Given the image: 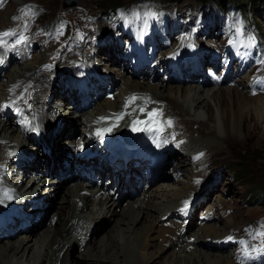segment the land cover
Listing matches in <instances>:
<instances>
[{
  "label": "rangeland",
  "instance_id": "1",
  "mask_svg": "<svg viewBox=\"0 0 264 264\" xmlns=\"http://www.w3.org/2000/svg\"><path fill=\"white\" fill-rule=\"evenodd\" d=\"M111 1H114V0H111ZM115 1L122 2L125 5L124 7L125 10L129 12L131 10H136L137 5L139 4L140 6L144 8L149 7V5H152V4H156V5L158 4L157 6L161 5L165 10H167V12L171 16V19L169 21V25L171 28L170 31L168 30L166 33L159 34L158 33L159 31L152 29V26L149 27L147 30H145L144 28H137L135 32H130L128 29L125 31L121 26H118L115 21L111 23V18L109 17L108 13L106 12L107 10L104 7L107 0H7L4 2L0 1V12L3 11L4 9L5 10L7 9V17H4V18L0 17V29H3L7 25L12 24L14 16L20 15L22 12H24V10L26 9L27 5L30 2H34V3L37 2L43 7L44 10H46V12L41 17L42 23H46V22L49 23V21L53 20V18L61 10H69V12H67L66 14L73 17L72 20L74 21L75 31L77 30V27L79 25L84 28L86 27L91 32L96 31L98 39L101 38L99 36H103L104 42L97 44L98 47L94 46V49L96 51L94 54L95 56L92 58L93 61L92 59H90V61L95 63L99 73L101 72L107 73L106 75L108 76L109 80H110L109 78L110 76L115 77V79H111V80H117V83L113 87L111 85H108L109 87L113 89L112 91L116 93L115 99L111 101L114 102L116 98H118V100L120 99L119 101H117V108L119 111L118 115H121V114L123 115L119 122L120 124L124 126H128V128H131L132 130H134L133 122L136 121L135 116L140 115L141 111L134 112L132 111V108H129L124 111L120 110L123 95L129 92L127 91L128 86L131 85L134 82V80H143V81H146V83H151V85L158 84V86L160 87L163 84L164 85L167 84L168 87L172 89L174 86L179 85L177 81L179 82L180 77L186 76L185 75L186 67H184V71L182 69L181 71H178V72L172 71V72L164 73V70L160 68L162 65H164V62L173 66V63L170 61V58H169L170 53L172 51H176L177 56L180 59H183L185 54L188 52H192L194 54H200L202 58V64L207 69V72L203 74L199 70L198 76H200V79L202 81L203 79L208 80V85L206 86V88H218L220 87V86H217L218 83H220V85L225 84L227 85V87L232 88L234 86V82L237 79L239 78L242 79V77H244V81L238 84L240 85L239 90L241 92H242V89H244L243 90L244 95H240V97L243 96V98L241 99L238 98V100L236 99L233 102L234 108L240 111L239 117L241 116L240 123H242V127L238 134L239 135L238 141L234 140L231 142H225V140H223V135L220 133L218 137H215L213 141H210L212 140L210 137V135L212 134L210 132L203 130L202 127L200 126L196 127L197 125L193 124L192 132H189V134L185 133L188 136L186 139H188L190 142H193L196 145L194 148H204V149L199 150L198 152L199 155L197 156V160L202 161L201 163H199V165L197 163L196 167L194 165L193 168L189 165L185 166L188 171H191L193 169L195 173L193 176L191 177H189V175L187 177L184 176V173L187 170L177 171V173L173 172V165L175 163L177 164L175 160L177 157L174 156L172 158V160H174V163L170 167V169L165 174L163 173L161 174V176L159 177L160 180L159 179L154 180V182L150 184L149 188H147L146 190L145 189L140 190L141 191L139 192L140 194L135 195L134 198L127 197V195L131 193V188H127L126 191L123 192L125 197L121 199L120 205L116 207L117 212H118L116 214L117 216L114 215L113 217H109L108 215L104 217L102 220L101 219L98 220L99 222H98L97 227L94 225H91V227L89 228L88 227L89 219L92 213L91 208L90 209L85 208V210L81 211L80 216H84V217L82 218L79 217V218H81L80 219L81 221H84L86 223L85 225L83 224L84 226L82 225V227H80V230L82 232L84 231L87 232L88 234L87 238H90V235L93 232L94 234L92 235V238L89 240L87 245L83 243L82 245L77 244V245L70 246L71 248L68 251L67 264H76L75 261L80 258L84 260L83 256H86L87 253H92L93 251L91 248L92 246L99 247L101 240L105 237V234H110L113 231L117 232L120 226H124V227L128 226V228L132 226L133 228L131 227L132 228L131 234L133 235L135 229H139L141 226H143L144 223L146 227L149 228L151 226L150 225L151 222L153 221L156 222L157 228L155 229L156 232L152 236L153 238H155L153 242L157 245L163 242L162 238L158 236V232H157L158 228L161 229L163 226L165 228L171 229L172 227L174 228L177 225L176 223L182 224L184 221H189L188 223L186 222L187 232L186 231L185 233L183 232V235L179 237L180 239L176 237L174 238V240L177 243L176 246L171 245L169 247L168 244L166 245L165 243H163V245L168 249L163 254L162 259H164V257L167 256V258L170 257V260H172L173 254H176L177 252H180L184 249H187V251L191 252L193 250V247L191 246L190 248V246L188 245L189 242L187 240L188 238L195 237V236L190 235L189 237L188 231L190 234L193 232H196V230L198 231L200 227L202 225L205 226V224H207V226L208 224L215 226L217 228L216 229L217 231H220L223 234H225V231H226V234H227L225 235V241L222 244V248H217V247H213L209 245H207L208 247H205L204 245L200 246V248L203 249L204 251H209L213 253L211 254V258H213V260L216 258L217 255H223V254L229 255L231 253L230 251L234 247H235V250L240 247V252H245V249H248L249 253L254 251L262 244L261 240H259L256 237V235H254L256 231V226L254 222L256 219L260 218L261 215L264 214V94H263L264 93V62H262L264 61V49L262 50L261 54H259L258 56H255V54H248L246 51H244L241 45L244 43V41L247 43V40L250 37L249 34L251 33L257 34L259 31L258 35L260 36L261 39H263V46H264V15H263V19L255 18V20L259 24L258 26L254 22V20L250 19V17H244L242 13L237 12V11H241V8L240 7L238 8V6H237L238 8L237 11H235L234 9H230L229 11H227L226 16H229V17H226V19L225 17H222L221 21H214L213 20L214 6H211V5L201 6V3L199 0H115ZM72 6L73 7L79 6L77 7L79 9L72 10ZM3 7L4 9H2ZM164 9H161L157 12L159 17H163L165 13ZM174 12L178 14L177 15L178 21H179V18H181V21H179L180 24L177 29V32H178L177 35L176 33H174V30L172 28V26H174V21H173ZM247 13L250 14V12H247ZM231 15L233 17H230ZM119 16H120V13H119ZM214 19L217 20L216 15L214 16ZM232 22L235 23V27H232ZM244 22H248L251 25V27H248L246 30H244L243 29L244 26L242 25V23ZM225 23H227L228 26H231L232 28H234V31L239 33V35L235 37L229 34L228 29H227L228 27L225 25ZM134 24L138 25V21H136ZM124 25L129 27L131 23L128 22L127 19H125ZM112 29L115 30L117 34L123 35L127 43L129 42L131 43L134 39H136L137 44H138L136 51L143 50L142 53L139 55L128 53V50H127V52L125 53V58L130 61L131 65L129 67H125L124 72L121 70V68H119L120 67L119 65L124 63V65L126 66L127 62L123 61L121 63L120 58L116 56L118 55V53L115 51H118L120 48L124 50L125 45L119 42L118 36L114 35V37L117 38L119 43L116 42V40L113 38L114 32ZM226 29L228 32V37L226 36L227 35ZM12 30L15 31L16 29L12 28ZM33 32H36V34L38 35L41 41L46 40V37H45L46 33L43 34L42 24L40 28L33 29ZM144 34L146 35L144 36L142 43H140L138 38L140 35H144ZM34 35L35 34H33L32 36ZM192 40L194 41V43L191 45ZM71 44H73V42ZM89 46L91 47V44L87 45V47ZM160 49L163 52H160ZM35 53L33 55V58L29 59L27 63L23 62L22 64L21 63H12V64L9 63L8 64V66L4 69L5 72H2L0 74V87L2 89L3 88L5 89L7 87V81L9 80L10 75H14L16 78L20 77V79L23 77L22 74L24 73V71L20 70V65L21 66H23L24 64L30 65V62L34 60L37 53L38 54L41 53L39 54L40 55L39 57L47 55V53L42 50L39 52L36 51ZM48 54H51V53H48ZM61 57L57 56L56 59L60 61ZM157 59H162L164 62L163 61L159 62L158 65L154 67V65H156L157 63ZM107 60H109V62ZM53 63L54 64L50 65L51 67L50 69L42 68L41 70V68L38 67L36 68V72L35 73L33 72L35 75L36 74L42 75L45 73L47 74L50 73L51 75L49 74L50 75L49 81H51V84L49 83V84L42 85L38 83L39 85L37 84V87H35L32 90V93L30 94L27 93L24 96H22L23 98L21 97L17 101L16 105L21 106L22 103H25L27 101V104H29V106L31 105L32 107H34V111L36 114L34 115L35 116L34 119L37 120L38 123H39L38 114L40 111V106L41 107L44 106V109H46L45 111L46 113L44 116H48L50 117V119L54 120V123L51 124L50 129L42 130L44 131L43 132L44 142L48 143L50 141L49 143L52 144V147L50 146L52 149L51 154H48L50 156L49 158H51V160L53 159L57 160L56 158L57 155H62L61 159L65 157V159L67 160V157L75 158V157H72V155L76 153V150L74 147L76 146V144L78 143L80 139H83L82 133L86 131L85 124L91 122L92 120H90V117H88V120L87 119L86 121L84 120L83 123H77V124L72 123V126L77 128L75 137L74 139H72V140H75V144L69 141L70 134L68 133L67 135L60 136L54 141L52 140V135H54L56 131H60L62 128H64L65 123H68L71 119H72L71 121H73V120L78 119V117L85 119L86 116L88 115L96 116L97 114L96 105L98 103L95 102L89 108H86L85 110L80 111L79 108H74L75 105H72L73 103L70 102L71 100H68V99H71V97L73 96L71 95V90L67 91V100L63 99L62 96H60V93L58 92H55V95H54V92H53L54 88L58 86V88L60 89V87L63 86L64 84V80L62 79V76L56 73V72H63L62 70L57 68L58 62L53 61ZM88 63H86L85 65L87 66ZM145 64L152 65L153 68L150 67V71L149 69L146 70V76L144 78L141 77L143 79L136 77L137 73L134 74L131 71L130 67L132 66L133 68L135 66L134 68H137L138 66L145 65ZM64 65L66 64L64 63ZM65 71L69 72L71 70L66 68ZM194 72L196 73L198 72V70ZM118 73L122 74V79L117 78ZM56 75H59L57 79L54 78ZM189 75L192 76V73L191 72L188 73L187 77ZM212 75L213 77H215L213 80V83H211L210 81V77ZM174 76L177 77V80H173ZM200 79L197 78V81L194 80L193 82L186 84V86L193 87V92H194V88H197V87L201 88V86L203 85L201 84ZM247 80H248V83L246 82ZM99 83H101V80H99ZM229 84H232V85L230 86ZM69 85H71V83H69ZM139 86L140 85H138V87ZM141 87H145V86H140V88ZM134 89L135 90L137 89L136 85L132 90L135 91ZM137 91L142 92V94H147V95L149 94L148 90H144V92L140 90H137ZM166 91L167 93H169L170 89H167ZM62 92L65 93V91H62ZM76 92H77V96H80L82 98V101H81V106H82L83 104L87 105L91 101L92 97H94V95H96L97 93V88L95 87L94 84H91V85L80 84L77 86ZM192 93L190 94L191 96H188L189 101L188 100L183 101L182 98H179L182 103L184 102L183 104H185L184 106L187 107V109L188 108L192 109V105L190 103V100L192 98ZM40 94L42 96L40 98V102H39L40 104L39 103L36 104V100H35L36 95L39 96ZM170 94L173 95L174 91H170ZM29 95L30 97H28ZM152 96H153L152 93H150L148 98L153 100L154 98ZM244 98L249 99L250 101ZM108 100L110 99H106L103 93L102 99L98 100L97 102L103 103ZM153 101L156 102L155 100ZM65 102H66L65 104L66 106H63V103ZM54 104H55V107H53V110H52V108H50V105H54ZM156 104L157 103L152 104V105H156ZM159 105L162 106L163 104L160 103ZM164 105H167V104L165 103ZM150 107H151V103H150ZM239 108H241L243 112ZM150 110L151 109L146 110L142 112V114L148 113V111ZM191 112L186 114V116H190L192 114ZM99 114H97V116ZM66 116L71 117L69 118L70 120H66L65 119ZM59 117L63 119V121L61 122H65L61 126L57 125V119ZM170 118L173 122L172 125L170 126V129H173V127L174 129H176V124H174V121L177 118L175 116L170 117ZM147 124L149 125L150 129H148L149 128L148 126H147L148 128L146 127ZM147 124H143V126L140 124L141 126L138 125V127H140L141 129L142 127H145L146 129H143L144 132H152V131H149L151 130L152 126L149 123ZM204 124L205 122L202 121L201 126ZM161 125H163L162 120H161ZM8 127L14 128L11 125V122L8 124ZM189 127H192V125H190ZM47 128H49V126ZM162 128L164 129V126H162ZM153 129L154 128H152V130ZM67 131L68 130L64 132H67ZM134 131L138 132L136 130ZM179 134L181 135L182 133H175L173 134V136L179 135ZM248 135H250V139L247 137ZM8 140L9 139L0 138V142H2V149H0V154L5 152V148L7 147H5L4 145H6V143L7 145H10L13 142L12 141L11 143H9ZM156 145L157 144L154 143V146L152 149L148 147L149 149H151L150 150L151 152H155ZM40 146L35 147L33 144L31 145L29 144L28 147L17 146V148H18V151L20 149L24 150L26 154H28V151L32 153L33 150L37 152V148H38L40 150L41 156H40L39 150H38V154L36 153L35 155L31 154L34 156V158L31 160L33 161L35 157L38 158L39 156V158H41L42 155L45 154V152L42 149L41 144ZM68 146H69L68 150H65V148H63V147H68ZM190 149H192L190 148V146H187V147L184 146L183 150H181L179 154L184 155V157H186V159L189 160L190 154H191ZM66 152L69 153V156H68V153ZM177 153L178 152H176L175 155ZM46 160L47 158H44L42 161V164ZM238 166L244 167L245 172L249 171L252 175L248 178H244V176L241 177L240 172L237 171ZM55 170L57 169L55 168ZM47 171L48 169L47 167H45V163H44V167H42L41 169L40 168L38 170L30 169V172L28 173L25 172V174L22 176V178H24L25 180L24 184L32 185V182L36 179L37 181L35 182V184L39 180H41V182L45 181V183L43 184L44 189H46L45 191H48L49 194L51 195L52 200L55 199L57 204H59V201L61 200L63 194H65L66 186L74 187V182L68 181L62 186L63 179H61L57 174H55V171L54 173H50L51 170H49V172ZM204 176L208 177L204 181V183H207L208 185L212 184L210 189L208 188L210 190V193L207 192L206 184L202 183L201 186L204 184L202 187H206L203 193L207 194L206 196L207 198L205 196L200 198V193L204 189L202 187L200 188L198 193L189 194V196L192 197V200L187 203V207H185L186 209L184 210H187L188 212L184 214H188L189 212H191V209L189 208L188 205L191 202H193V205L195 208L192 210L194 212L191 217L181 215L178 218L174 219L173 223H171L170 218L166 220H162V217L158 218V216H161L162 211L163 213H167L166 211L170 210L168 209V207H163L162 210L160 211L161 213L160 212L158 213V211H155V210H151L149 212L150 217H148L144 221V223L142 221V217H140L137 219L138 221L134 223L133 225H127V222H126V223H119V226H118V222H116L117 220H115L118 217V215H122L124 210H126V213L128 212L131 213L130 211L131 209L127 205H130L132 202L135 203L137 200L143 199L145 194H149L150 192L153 191L152 197L154 198V195H155V201L157 202V205L162 206V203L167 204L171 201V196L174 193L179 194V193L185 192L186 189H182L181 187H184L185 185H187L186 187H188L189 185L194 186L199 181L202 182L204 179ZM210 178L211 180H214V181H211ZM70 184L72 185L70 186ZM118 185L120 187L121 183ZM213 185L214 187H212ZM60 186L62 187V189H61V192L58 193L57 189L59 190ZM134 187L137 188V186H134ZM35 188L43 190L40 186H37ZM139 188L141 189V187ZM147 199L148 198H146V200ZM196 200H201L200 202H198L197 206H196ZM99 201H101L100 195L94 196V202H95L94 204L97 205ZM82 202L83 201L80 200L78 205L81 206L83 204ZM214 204H217V206L209 209V207ZM46 205H48L47 201H46ZM180 206L178 205V207ZM136 207H138V203L135 204V208ZM178 207L174 209L175 212L177 211ZM220 207H222V209H220ZM169 213L171 216L172 215L171 211ZM200 215L202 216L208 215L209 216V217L207 216L208 221L205 222V220H200ZM56 218H57V215H55V211H54L50 215L49 219L38 228L35 234L37 239L35 241L33 240L30 243V246H29L30 248L26 249L24 246V249H26L24 256L20 258L21 254L24 251V249L21 248L20 249L21 252L20 254H18L17 260L16 258H14L13 264H39L42 261V256L44 253V245H45V240H46L45 234L47 233L48 228H53L54 223L57 221ZM123 218L126 219V217H123ZM52 219H54L53 224H51L50 222V220ZM42 221H43V218L40 224L42 223ZM202 221H204V223H202ZM142 232L143 230L140 231V234ZM168 233L169 232H166L167 235L170 234ZM20 237L21 236H18L14 239H17V238L19 239ZM222 238L224 239V237ZM222 238H219V237L215 238L216 239L215 242L219 243ZM10 240L12 239H5L3 240V243L1 241L0 248L3 249L7 245L6 243H8ZM120 243L124 245V247L122 245V248H127L126 246L127 244L125 242L120 241ZM137 254L138 253L130 254L132 257L131 256L129 257L130 260H128L129 261L128 264H133V263L135 264V262L138 260ZM88 256L86 257V260L92 261L90 258V255ZM107 261H109L108 263L106 262L107 264H119L117 261H114L113 259H109Z\"/></svg>",
  "mask_w": 264,
  "mask_h": 264
},
{
  "label": "bare ground",
  "instance_id": "2",
  "mask_svg": "<svg viewBox=\"0 0 264 264\" xmlns=\"http://www.w3.org/2000/svg\"><path fill=\"white\" fill-rule=\"evenodd\" d=\"M2 9H4V7ZM0 17H2V18L7 17V9L6 10L4 9L3 11L0 12ZM32 35L33 34H30V33L27 34V36L29 37V43L26 46L23 45V49L29 53H32V51H34L40 47L39 37L36 35H34V36H32ZM88 52H89V50H87V49L83 50L82 49V50H76L71 54H65L63 56V58L61 57L62 59L60 61H58L56 59V62H58L57 68L60 67L61 69H64V70L66 68L71 69L72 67L69 65L71 63H73L75 60L78 61L80 58H83L84 55H86ZM39 54H41V53H39ZM39 54L37 53L34 60L32 62H30V65H26V64H24L23 66L20 65V70L24 71V73L22 74L23 80H27L28 85H31V87H30L31 90L33 88L37 87L38 83H40L42 85L49 84V83L51 84V81H49V78L51 75L50 73L47 74L44 72L45 74H42V75L41 74H36V75L34 74L36 72V68L38 67L39 64H41L42 62H45V61H50V59H49L50 55H44L42 57H39L40 56ZM56 56H57V54L54 53L53 57H56ZM14 57H15V54H13V58ZM195 57L197 58L196 55H195ZM107 61L109 62V60H107ZM64 63L66 65H64ZM39 66L41 67V65H39ZM185 69H186L185 70L186 76L180 77L179 82L177 81V83H179V85L174 86L175 88L173 87L171 89L168 87L167 84H165V85L163 84L160 87V86H158V84L151 85V83H146V81H143V80H134V82L131 84L132 86L128 84L129 86H128L127 91L135 92L136 94L134 96L140 95L142 97V99L147 100L149 103H151V101L155 100L156 101L155 103H157L156 105L159 106V108L157 107L158 109H156V110H159L162 112V108H163V110L165 111V113L168 117L175 116L177 118L174 121V124H176V130L172 132V135L175 133H182L180 135V137L184 136L187 138L188 136L185 133L189 134V132H192L193 124H194V125H197L196 127L200 126L203 128V130L210 132L212 134V135H210V137L212 139L210 141H213V139L215 137H218L219 133L223 135V140H225V142H231L234 140L238 141L239 140L238 134L241 130L242 123H240V117H241V116L239 117L240 111H238L237 109L234 108L233 102L236 99L238 100V98L239 99L243 98V96L240 97V95H244V93H243L244 89H242V92H241L239 90L240 85H238V84L242 83L244 81V77H242V79H240V78L237 79L234 82V86L232 88L227 87V85H225V84H224L225 86L223 84H221V85L219 84L220 87H218V88H206V86L208 85V80L203 79V81H202L200 79V76H198L199 70H198V72L195 73L194 71L191 72L189 67H186ZM149 71H150V69H149ZM26 72H28V74H26ZM48 72H50V71H48ZM190 72L192 73V76L189 75L187 77V74ZM66 73H68V72L66 71ZM10 74H12V73H10ZM58 77L59 76L56 75L54 78L57 79ZM123 77H125V76H123ZM109 78H110V80L108 79L109 85H111L113 87L117 83V80H111V79H115V77H113V76H110ZM117 78L122 79V74L118 73ZM197 78L200 79L203 86H201V88H198V87L194 88V92H193V87H187L186 84L193 82L194 80L197 81ZM17 79H20V77L16 78L14 75H10V78L8 81H14ZM173 80H177V77L174 76ZM135 85H136L137 89L136 90L134 89L135 91H133L132 89L135 87ZM138 85L145 86V87L140 88V86L138 87ZM56 86H57V84H56ZM212 87H214V86H212ZM163 89H164V91H163ZM167 89H170V91H174V94L173 95L170 94V91H169V93H167V91H166ZM137 90H140L143 92H144V90H148L149 94L152 93V95H153L152 97L154 99L153 100L149 99L148 98L149 94L148 95L142 94V92H139ZM62 91H65V93H63ZM7 92H8L7 87L5 89L1 88L0 89V97L3 98L7 94ZM53 92H54V95H55V92H58V93H60V96H62L63 99H67V90H65L63 86L60 87V89L58 88V86L55 87ZM191 93H192V98L190 100V103L192 105V109H189V108L187 109V107L184 106L185 104H183L184 102L182 103L179 98H182L183 101L184 100L187 101L188 96H191L190 95ZM35 94H37V93H35ZM65 95H66V97H65ZM125 95H123V97ZM145 95H147V96H145ZM28 97H30V95ZM41 97H42L41 95H39V96L36 95V98H35L36 104L40 102ZM249 98H250V96H249ZM244 99H246V98H244ZM119 100H118V98H116V100L114 102H112L111 100L105 101L103 103L98 102V104L96 105V108H97L96 113L97 114L100 113V114L97 116V118L95 116V120H97L98 117L102 113L106 112L107 108H110V109L116 108L117 107V101H119ZM246 100H249V99H246ZM54 102H55V100H54ZM160 103H162L163 105L160 106L159 105ZM165 103L167 105H164ZM65 104H66V102L63 103V106H66ZM53 107H55V104L50 105V108H52V110H53ZM241 108H239V109L242 111ZM82 112H84V111H82ZM149 112H152V110L148 111V113L141 114V115H143L144 118H148ZM190 112L192 114L191 115L189 114L190 116H186V114H188ZM54 115H55V113H54ZM82 115H84V114H82ZM246 115H247V113H246ZM66 117H65L66 120H70L69 118H71L68 116H66ZM83 117H85V116H83ZM88 117H91V115L86 116L85 119L78 117V119L73 120V121H71L72 120L71 119L68 123L63 122V124L65 123V127L62 128L60 131H56L54 133V135H52V140L54 141L57 138H59L60 136L67 135V133H68V134H70V140L69 141L71 143L75 144V140H72V139H74V137H75V134L77 132V130H76L77 128L73 127L72 123H74V124L83 123L84 120L85 121H86V119L88 120ZM202 118H204V119H202ZM159 119H161V118H159ZM62 121H63V119H62ZM202 121H204L205 124L201 126ZM104 122H106V121H104ZM9 123H10L9 118H6L4 116H0V138L9 139L8 141H9V143H11L12 141H15V138L19 137L20 135L15 128H9L8 127ZM149 124H151V121H149ZM190 125H192V127H189ZM147 126L149 127L148 124L146 125V127ZM151 126L155 127L153 124H151ZM153 127H151V130H149V131H153L152 130ZM161 127H162V125H161ZM143 129H146V128L144 127ZM143 129L140 132H144ZM148 129H150V127ZM173 129H174V127H173ZM66 130H68V131L64 132ZM111 133L115 134V132H111ZM124 133L125 132H122V134H124ZM247 137L250 139V135H248ZM26 140H30V138L28 137ZM28 142H30V141H28ZM49 142L46 144L49 147L50 146L52 147V144ZM212 143H214V142H212ZM11 144L7 145V143H6V145H4L5 147L9 148L10 150H8V149L6 150V152L3 154L2 159L7 157V154L9 151H12L15 149L18 150L17 146H19V145L15 146V145H11ZM77 144H79V141ZM38 146H40V144ZM184 146L185 147L190 146V148H192V149H190L191 154H193V153L196 154L199 150L204 149V148H194L196 145L193 142H190L188 139H186V142L184 143L182 148H184ZM0 149H2V142H0ZM38 150L39 149L37 148V152L35 150H33L32 153L28 151V154H34V155H35V153L38 154ZM186 150H188V149H186ZM68 152H66V153H68ZM39 153H40V150H39ZM18 154H17V156H18ZM40 156H41V153H40ZM68 156H69V153H68ZM49 157L50 156L47 153H45L44 155H42L41 158H39V156H38V158L35 157V159L33 161H28V162L24 161V163H25V165L23 167L24 171L26 173H28V172H30L29 171L30 169L35 170L37 168H42V167H44V163H45V167H47V169H48V172H49V170H51L50 173H54L55 168L58 169V167H62L64 171L68 170V168H66L65 165H63V164L58 165V162L63 160V159H61L62 155H57V157H56L57 160L56 159L51 160V158H49ZM72 157H75V154H73ZM176 157H177V164L175 163L173 165V172L177 173V171H182V170L186 171L187 169L185 166H188V165L193 168V164L191 163L190 158H189V160H187L186 157H184V155L179 154V152L176 154ZM44 158H47V160L42 164V161ZM74 159L75 158H68L67 157V161L71 162V164H72V169H71L70 173L72 174L73 177H76V173H75V170L73 168V162H74L73 160ZM98 174L101 175L102 172L98 171ZM194 174L195 173L192 169L191 171L187 170L184 173V176L187 177L189 175V177H191ZM200 175H201V173H200ZM29 178H30V176H29ZM207 178L208 177L204 176V180L203 181L201 180L202 181L201 183L199 181L200 184H196L194 186L189 185L188 187H186L187 185H185L184 187H181L182 189H186L185 192L179 193V194L174 193L171 196V201L167 204L162 203V206L157 205V202L155 201V195L154 194H153L154 198L152 197L153 191L150 192L149 194H145L143 199L137 200L135 203L132 202L130 205H127L131 209V210L129 209L131 211V213L130 212L126 213V210H124L123 214L118 215V217L115 220H117L116 222H118V226H119V223H126V222H127V225H133L134 223H136L138 221L137 220L138 218L142 217V221L144 223V221L148 217H150L149 212L151 210L158 211V213H159L163 207H168V209H170V210H168V211L165 210L167 213H163V211H162L161 216H158V218L163 217L165 214H168L170 211L173 215L175 213L174 209H176V207H178V205L179 206L184 205L185 204V198L189 197V194H191V193H194V194L198 193L200 188L204 184H206L207 192L210 193L209 189H210L212 184L208 185L207 183H204V181ZM210 180H211V178H210ZM210 180H208V181H210ZM36 181H37V179L32 182V186L34 188L37 186H40L43 190L37 189L38 194H39V196L43 197L45 201L48 202V205L43 204L41 209H37V210H41L42 212H44L43 221L41 224H40L41 221L38 223H33V226L30 227L28 234L22 235L19 239L18 238L12 239L8 243H6L7 245L3 249L0 248V264H13L14 258H16V260H17V256H18V254H20L21 248L24 249V246L26 249L30 248L29 247L30 243L33 240L35 241L37 239L35 234H36L38 228L42 224H44V222H46L49 219L50 215L54 211H55V215H57V218H56L57 221L54 223L53 228H48L47 233L45 234L46 240H45V245H44V253L42 256V261L39 264H67L68 251L71 248L70 246L71 245H77V244L82 245L83 243L87 245L89 240L92 238V235L94 234V232H93L90 235V238H87V235H88L87 232H85V231L82 232L80 230V227H82V225L83 224L85 225V223H86V222L80 220L82 217H84V216H80L81 211L85 210V208H89V209L91 208L92 213L90 215L88 227L90 228L91 225H94L97 227L99 219L102 220L104 217H106L108 215H109V217H113L114 215H116L118 213L116 207L120 205V203H121L120 199L125 197V195L123 193L121 198H117V199L114 198L113 195H111L108 192L109 188L104 189L103 187H101V188L96 189V188H89L87 186H81L79 184H74V187L66 186L65 194H63L61 200L59 201V204H57L55 199L52 200L49 192L45 191L46 189H44V187H43V184L45 183V181L41 182V180H39L35 184ZM68 181L70 182L72 180L69 177L64 178L62 180V186ZM211 181H214V180H211ZM202 183H204V184L201 186ZM71 185L72 184H70V186ZM118 187H119V185H118ZM206 187H202L204 189L200 193V197H203V196L206 197L207 196L206 193H203L204 190L206 189ZM212 187H214V185ZM61 189H62L61 186L59 187V190L57 189L58 193L61 192ZM136 189H138V187ZM97 192H100L101 201H99V203H97L98 202L97 201L96 202L97 205H96V204H94L95 203L94 202V196H96L95 194ZM146 196H148V197H146ZM127 197H133L134 198L135 195H132L130 193L127 195ZM146 198H148V199L146 200ZM80 200L83 201L82 202L83 204L81 206L78 205ZM200 201L201 200H196V206H197L198 202H200ZM137 203H138V207L135 208V204H137ZM159 204H161V203H159ZM96 206L98 209L96 208ZM216 206H217V204L211 205L209 207V209L214 208ZM220 209H222V207H220ZM187 212H188L187 210H184V213H187ZM79 217H81V218H79ZM123 217H126V219H124ZM50 222H51V224H53L51 220H50ZM202 222H204V221H202ZM150 225H149L150 227L148 228V227H146V225L144 223L143 226H141L139 229H135L133 235L131 234V230L133 228L132 226H130L129 228H128V226H125V227L120 226L119 229L117 230V232L113 231L110 234H105L106 238L104 237L101 240L99 247L92 246L91 247L93 250L92 253H87L86 256H83L84 260H82V258L76 260L75 261L76 264H105L106 262L107 263L109 262V261H107L109 259H113L114 261H117L119 264H128V262H129L128 260H130L129 257L131 256L130 254H132V253H138L137 254L138 260L135 262V264H236L234 262V260L232 259L233 255H230V254L229 255H226V254L217 255L216 258L213 260V258H211V254H213L212 252L204 251L203 249L200 248L201 245H204L205 247H208L207 245H209V246L220 248V246L217 245L218 243L215 242V240H216L215 238H218V237L222 238V237H225V235H227L226 231H225V234H223L222 232L217 231L216 230L217 228L215 226H212L209 224H208V226H207V224H205V226L202 225L198 231L196 230V232H193L191 234L188 231L189 237H190V235L195 236V240L193 242H189V244H188L190 246V248H191V246L193 247V250L191 252L187 251V249H184L180 252H177L176 254H173L172 260H170V257L167 258V256H165L164 259H162L163 254L168 249L163 245V243H165L166 245L168 244L169 247L171 245L176 246L177 243L174 240V238L175 237L179 238V237H181V235H183L182 229L180 228L181 225L177 224L174 228L172 227L173 229L172 228L171 229L165 228L163 226L161 229L158 228V230H157L158 236L161 237L162 241H163V242L159 243V245H157L153 242V240L155 238H153V236H152L156 232L155 231V229L157 228L156 222L153 221V222H151ZM89 228H87V229H89ZM115 229H117V228H115ZM142 230H143V232L140 234V231H142ZM166 232H169L170 234L168 233L169 235H167ZM229 233H231V232H229ZM120 236H121V238H120ZM120 241L125 242L127 244V245L125 244L127 246V248H122L123 244H121ZM222 242L223 241H220V243H222ZM2 243H3V241H2ZM33 243H35V242H33ZM123 247H124V245H123ZM26 249H24L20 258H22L24 256ZM151 249H152V251H151ZM88 255H90V258L92 261L86 260V257ZM88 258H89V256H88ZM203 259H204V261H203Z\"/></svg>",
  "mask_w": 264,
  "mask_h": 264
},
{
  "label": "snow or ice",
  "instance_id": "3",
  "mask_svg": "<svg viewBox=\"0 0 264 264\" xmlns=\"http://www.w3.org/2000/svg\"><path fill=\"white\" fill-rule=\"evenodd\" d=\"M134 15H138V14H134ZM146 15L149 17H153L156 14L155 13H147ZM145 26H147L146 21H145ZM27 27H28V25L25 24L24 31H27ZM11 37H16L13 43H9V38H11ZM28 43H29V37L24 35L23 33L17 34L14 31H5L3 33H0V63L4 62V56L6 55V53L9 49L15 48L17 45H25L26 46ZM254 44H255V38L249 37L247 40V43H246V47H252V46H254ZM262 62H264V61H262ZM135 100H136V97L133 96L129 99V103H133V102H135ZM147 103H148V101L146 100L145 104H147ZM7 106L8 105H5V107H7ZM140 111L144 112L145 108H141ZM122 115L123 114L117 116L116 119L117 120L121 119ZM161 116H162V112L159 110H154V111L149 113V120L156 127L158 132L163 131V128L161 127V121L159 119ZM101 119H106V118L102 117ZM25 123L27 124L29 122L25 121ZM147 123H149V121L136 120L133 122V129L136 131H140L142 129L140 127H138V125L147 124ZM165 123L167 126H171L173 122L171 119H169ZM115 126H116L115 124L112 125V127H115ZM33 130H35V129H33ZM105 131H111V128L101 129L98 131L97 134L102 136ZM163 142L167 143V140H165ZM157 146H159V142H158ZM177 146H179V144H177ZM0 194H2V198H6V199L12 198L10 190L0 189ZM0 202H2V201H0ZM185 207H187V203H186ZM261 229L262 230L258 234H254V235H258V236L264 238V225L261 226ZM244 255H245V257L250 255V253L247 251V249H245Z\"/></svg>",
  "mask_w": 264,
  "mask_h": 264
},
{
  "label": "trees",
  "instance_id": "4",
  "mask_svg": "<svg viewBox=\"0 0 264 264\" xmlns=\"http://www.w3.org/2000/svg\"><path fill=\"white\" fill-rule=\"evenodd\" d=\"M200 3L207 4L211 1L215 2V5L220 10H227L229 7L238 6L243 10H247L250 12L251 15L254 17H263L264 13V0H199ZM118 5H123L120 1H111L107 0L106 4L104 5L105 9L115 8ZM237 171L240 172L241 177L244 178L250 177L252 174L247 171L245 172L244 167L238 166Z\"/></svg>",
  "mask_w": 264,
  "mask_h": 264
}]
</instances>
